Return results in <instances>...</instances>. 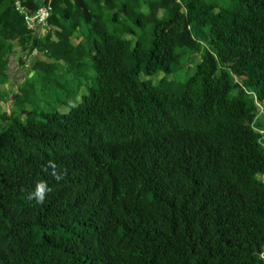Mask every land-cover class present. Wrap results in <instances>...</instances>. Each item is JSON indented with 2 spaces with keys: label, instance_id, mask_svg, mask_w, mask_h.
<instances>
[{
  "label": "trees",
  "instance_id": "trees-1",
  "mask_svg": "<svg viewBox=\"0 0 264 264\" xmlns=\"http://www.w3.org/2000/svg\"><path fill=\"white\" fill-rule=\"evenodd\" d=\"M14 42L69 110L0 129V264H264V0H0Z\"/></svg>",
  "mask_w": 264,
  "mask_h": 264
},
{
  "label": "rangeland",
  "instance_id": "rangeland-1",
  "mask_svg": "<svg viewBox=\"0 0 264 264\" xmlns=\"http://www.w3.org/2000/svg\"><path fill=\"white\" fill-rule=\"evenodd\" d=\"M42 29L37 30V34L42 35ZM126 39H130L132 43L137 39L135 36H125ZM78 43L77 37L72 38V42ZM13 51H17L18 54H14L11 57L9 69L5 74L0 75V129H3L7 124L12 122V119L17 117L22 120L34 109L37 111H53L59 110L61 112H67L69 108L65 105H61L54 95V88L49 85L43 86L39 77H33V66L35 59L41 58V56L34 57L33 55H25V63L20 62L21 47L18 42H14ZM35 53V51H34ZM17 61L18 69L11 68L12 63ZM200 61V55L196 54L193 58L183 65V71L193 72L196 64ZM89 63V62H88ZM65 63L63 62L62 65ZM92 67H88L86 70V76L93 74L91 72ZM57 70V69H56ZM32 71L31 73H29ZM60 74V73H59ZM73 76V73L70 75ZM164 75L160 73L157 76H153L152 80L158 83ZM142 78L148 79L149 77L142 76ZM179 79L181 77H178ZM20 79V80H18ZM169 79H172L170 77ZM92 80L82 87L80 94L86 93L87 85H90ZM76 81L71 83L75 85ZM74 87V86H73ZM58 95V93H56ZM79 94V96H80ZM17 95L18 98H17ZM80 100V97H79ZM261 116L260 119L264 122V103L259 104ZM8 122V123H7Z\"/></svg>",
  "mask_w": 264,
  "mask_h": 264
},
{
  "label": "built area",
  "instance_id": "built-area-1",
  "mask_svg": "<svg viewBox=\"0 0 264 264\" xmlns=\"http://www.w3.org/2000/svg\"><path fill=\"white\" fill-rule=\"evenodd\" d=\"M16 6L20 12L25 14L28 25L32 27L36 33L37 30L43 29L48 25V21L53 12V6L51 2H48L47 5H43L42 7H40L34 15H30L28 13V10H26V8L21 5L20 1L16 3ZM35 52L37 53V50H35Z\"/></svg>",
  "mask_w": 264,
  "mask_h": 264
},
{
  "label": "clouds",
  "instance_id": "clouds-1",
  "mask_svg": "<svg viewBox=\"0 0 264 264\" xmlns=\"http://www.w3.org/2000/svg\"><path fill=\"white\" fill-rule=\"evenodd\" d=\"M46 190L49 189H47V185L45 184V182L40 181L37 183L35 192L32 195L36 198L38 203H42L44 201ZM262 257H264V252L262 254Z\"/></svg>",
  "mask_w": 264,
  "mask_h": 264
},
{
  "label": "crops",
  "instance_id": "crops-1",
  "mask_svg": "<svg viewBox=\"0 0 264 264\" xmlns=\"http://www.w3.org/2000/svg\"><path fill=\"white\" fill-rule=\"evenodd\" d=\"M50 29H52V28H51L49 25L45 26V27L42 29L43 33H42L41 36H45L46 33H48V31H49ZM77 40H78V43H79L80 40H81V38H77ZM35 53H36V52H35ZM37 56H41V55L38 54V53H36V57H37ZM17 64H18V62L15 60V61L12 63V66H13V67H11V68H14V69L17 70V69H18ZM18 80H20V79H18Z\"/></svg>",
  "mask_w": 264,
  "mask_h": 264
}]
</instances>
